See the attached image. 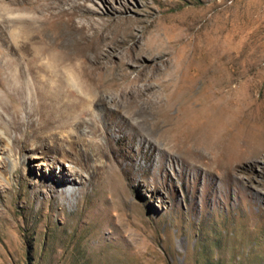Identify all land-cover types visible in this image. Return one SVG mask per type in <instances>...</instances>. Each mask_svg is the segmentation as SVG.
I'll list each match as a JSON object with an SVG mask.
<instances>
[{
	"label": "rangeland",
	"instance_id": "374dc122",
	"mask_svg": "<svg viewBox=\"0 0 264 264\" xmlns=\"http://www.w3.org/2000/svg\"><path fill=\"white\" fill-rule=\"evenodd\" d=\"M58 5L60 19L24 22L15 52L22 94L0 58L2 100L21 102L18 114L0 106L12 137L25 136L41 112L76 110L24 151L0 139V264H264V0ZM50 55L91 71L86 85L57 98L47 86L37 91L34 80L48 83L43 68L62 65ZM104 115L123 125L112 128L115 142L135 134L171 160L164 185L140 178L115 186V177L89 184L86 171L73 174L62 157L69 140L79 134L77 149L94 152L104 138L90 126ZM60 135L53 149L50 137Z\"/></svg>",
	"mask_w": 264,
	"mask_h": 264
},
{
	"label": "bare ground",
	"instance_id": "6f19581e",
	"mask_svg": "<svg viewBox=\"0 0 264 264\" xmlns=\"http://www.w3.org/2000/svg\"><path fill=\"white\" fill-rule=\"evenodd\" d=\"M61 1L63 0H31L28 4L24 5V0H0V25H2V27H0V58L5 59L6 68L13 78L19 94H22L24 90V66H22V61H20L19 58L20 56L17 57L16 54H18L17 50H22L24 47V22L39 21L41 23H46L51 20L60 19V17L66 13L65 9L55 11ZM24 9H34L37 10L39 14H24ZM45 10L46 12H44ZM69 14L71 15H68V19H71L74 13ZM49 59L51 61H59L62 65L58 66V69L52 68L51 65H46L43 68L46 72L45 77L48 83L44 84L45 82L42 83L38 80H34L33 87L37 91L41 88L39 85H43L44 87L47 86L48 88H52L50 90H53L52 93L57 98L59 94L63 97L70 96L72 94L71 88L75 87L77 84L86 85L84 84L85 79L90 76L91 71H87L88 69L84 70L83 68L76 69L72 65H69L71 62L70 58L63 55H57L55 57L50 55ZM26 70L29 73L35 72L31 68H27ZM91 83L92 81L90 84ZM88 84L86 86L87 91L93 93L95 89H92ZM4 85H6V83L0 80V86L3 87ZM77 86L80 87V85ZM82 87L83 86H81V88ZM97 87L98 86L95 88L97 89ZM132 91H136V88H132L131 92ZM14 103V107L4 104L0 94V106H2L3 110L8 111L10 108H14V114H18V108L21 102L17 99ZM45 104L46 102L43 99L42 101H38L39 108L47 110ZM74 111H76L75 108L66 107L64 114H54L51 109L50 113L41 112L40 116L31 123V129L25 136L16 133V136L12 137L10 134L12 126L7 121H0V139H4L5 145L9 151H24V148L31 142H39V144H41L42 141L40 140L47 138L45 132L52 125L66 118H70L72 114H74ZM30 115H32L31 112ZM103 119H105L107 123H104ZM66 124L65 122H61L56 126L65 127ZM122 126L123 125L120 124L116 116L104 115L103 118L98 116L95 117L90 126L92 127L91 132L93 135H97L98 133L102 135L104 141L97 145L94 152L87 147L81 148L79 151L77 145L84 141H82L83 138L81 135L77 134L76 139L69 140V149L63 153V160L71 161L74 175L86 171L89 184L109 183L108 179L115 177V186L122 184L121 179L128 180V182L131 183L134 180L139 181L140 178L142 181L152 182L154 186L164 185L165 179L163 172L166 171L168 165H171V160L164 154L160 156L152 155V148H154L152 142L149 140L148 146L143 148L141 147L143 144L142 141L139 140L135 134L124 139V146L121 145L120 142H115L112 135V128H122ZM136 126H138V121L133 123V127L137 128ZM14 130L17 132L19 128L15 127ZM62 132L63 131H60V133ZM73 132L74 131H71L70 134ZM60 139L62 140L61 135L59 138L56 136L50 137V146L56 150L61 148L62 143L59 142ZM119 143L121 146H118ZM143 149L146 150L143 151ZM105 156L107 157L105 161H99L100 158ZM141 157L145 158L147 162L144 166L139 163V158ZM11 166L14 167V165ZM98 201L100 206L99 209L103 211L101 213H104V215L107 214L108 212L103 208L107 203V199L100 198Z\"/></svg>",
	"mask_w": 264,
	"mask_h": 264
}]
</instances>
